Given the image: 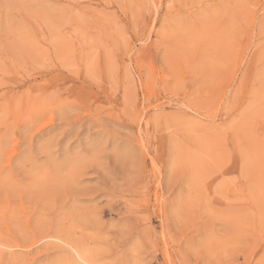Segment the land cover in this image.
I'll list each match as a JSON object with an SVG mask.
<instances>
[{"label":"rangeland","instance_id":"1","mask_svg":"<svg viewBox=\"0 0 264 264\" xmlns=\"http://www.w3.org/2000/svg\"><path fill=\"white\" fill-rule=\"evenodd\" d=\"M263 113L264 0H0V264H264Z\"/></svg>","mask_w":264,"mask_h":264},{"label":"bare ground","instance_id":"2","mask_svg":"<svg viewBox=\"0 0 264 264\" xmlns=\"http://www.w3.org/2000/svg\"><path fill=\"white\" fill-rule=\"evenodd\" d=\"M244 14V13H243ZM180 30V29H179ZM206 30V29H205ZM205 33V32H204ZM200 34V33H199ZM214 34H216V33H214ZM223 34V33H222ZM221 35V34H220ZM177 37V36H176ZM177 42V41H176ZM208 44V43H207ZM224 50V49H223ZM190 64V63H189ZM262 88H263V86H262ZM259 93V92H258ZM264 114V113H263ZM262 116V115H261ZM245 134V133H244ZM143 135V134H142ZM264 138V137H263ZM246 140V139H245ZM251 140V139H250ZM238 141V140H237ZM253 151V150H252ZM244 152V151H243ZM246 152V151H245ZM258 152V151H257ZM255 153V152H254ZM245 154V153H244ZM249 158H250V156H249ZM260 158V157H259ZM255 159V158H254ZM264 161V160H263ZM259 171V170H258ZM6 175V174H5ZM257 176V175H256ZM260 176V175H259ZM6 178V177H5ZM260 180V179H259ZM258 184V183H257ZM259 194V193H258ZM245 198V197H244ZM250 199V198H249ZM250 204V203H249ZM239 217V216H238ZM241 217V216H240ZM242 220V219H241ZM235 221V220H234ZM236 222V221H235ZM243 223V222H242ZM62 239V238H61ZM19 244H20V242H19ZM80 251V250H79ZM82 253V252H81ZM18 254V253H17ZM5 255V254H4ZM21 255V254H20ZM78 255V254H77ZM69 256V255H68ZM67 256V257H68ZM71 256H73V255H71ZM81 256V255H80ZM86 258V257H85ZM80 259V258H79ZM89 259V258H88ZM82 261H84V258H83V260ZM86 263V262H85ZM72 264V263H71ZM89 264H90V262H89Z\"/></svg>","mask_w":264,"mask_h":264}]
</instances>
